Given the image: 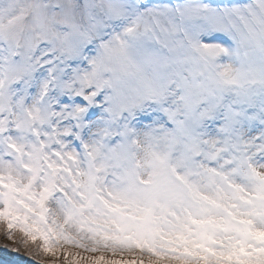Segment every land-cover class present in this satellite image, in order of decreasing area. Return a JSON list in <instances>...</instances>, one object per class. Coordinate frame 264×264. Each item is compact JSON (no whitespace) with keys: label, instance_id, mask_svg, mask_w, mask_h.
Returning <instances> with one entry per match:
<instances>
[{"label":"snow or ice","instance_id":"6c2138e0","mask_svg":"<svg viewBox=\"0 0 264 264\" xmlns=\"http://www.w3.org/2000/svg\"><path fill=\"white\" fill-rule=\"evenodd\" d=\"M0 231L35 264H264V0H0Z\"/></svg>","mask_w":264,"mask_h":264},{"label":"rangeland","instance_id":"374dc122","mask_svg":"<svg viewBox=\"0 0 264 264\" xmlns=\"http://www.w3.org/2000/svg\"><path fill=\"white\" fill-rule=\"evenodd\" d=\"M5 245H8L9 248L15 247L11 241L5 238L3 231H0V264H35L22 250L19 249L18 252H12L5 248ZM47 260L48 258L45 257V264Z\"/></svg>","mask_w":264,"mask_h":264},{"label":"trees","instance_id":"16d2710c","mask_svg":"<svg viewBox=\"0 0 264 264\" xmlns=\"http://www.w3.org/2000/svg\"><path fill=\"white\" fill-rule=\"evenodd\" d=\"M18 238V237H17ZM15 245V244H14ZM16 246V245H15ZM20 250H22V252H24L25 255H28V252L31 251L32 249L31 248H24V247H21Z\"/></svg>","mask_w":264,"mask_h":264}]
</instances>
